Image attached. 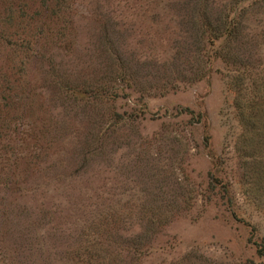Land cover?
I'll return each instance as SVG.
<instances>
[{
    "label": "rangeland",
    "instance_id": "obj_1",
    "mask_svg": "<svg viewBox=\"0 0 264 264\" xmlns=\"http://www.w3.org/2000/svg\"><path fill=\"white\" fill-rule=\"evenodd\" d=\"M263 109L264 2L0 0V264H260Z\"/></svg>",
    "mask_w": 264,
    "mask_h": 264
},
{
    "label": "trees",
    "instance_id": "obj_2",
    "mask_svg": "<svg viewBox=\"0 0 264 264\" xmlns=\"http://www.w3.org/2000/svg\"><path fill=\"white\" fill-rule=\"evenodd\" d=\"M246 2L248 3L250 2L258 3L259 2L262 4L264 0H246ZM226 23H227V26L222 33L211 37L210 45H212L213 47L212 48L213 54L210 56V60L212 62L214 61L216 62L217 59L222 58V52L225 50V47H228L231 41H233V39L238 36L239 20L237 16L235 17L233 15V11H232V14L229 12V14L227 15ZM207 82L209 84L211 83L209 74L207 76ZM204 97L205 95L201 94V99H200L201 101L197 104L198 111L196 115L198 116V120L201 123L200 126L203 130L204 149L207 152V154L212 158L211 162L213 163L212 170H210V173H209V180H208L209 185H208L207 192L209 194V197L213 195L218 196L219 204L221 205V207L223 206L225 207V210L228 211L229 216L232 219L236 221L239 220L241 222H244L246 219L240 213L239 208L237 207V204H236V200L233 197V195H231L230 185L223 182V179H222L223 169L221 167H223L222 166L223 161L221 157H218L214 151L212 136L209 132L210 121H209L207 109L205 107L206 105L204 103ZM239 108H240L239 110L237 109V116H239L240 122L241 121L243 122V124L241 123L243 125L242 127L245 130L249 131L250 130L249 125L255 126L253 123H251L254 120L253 119L250 120L248 118V116L252 117V114H249V115L246 114L245 110H242V107L240 105H239ZM185 113L186 115H191V114H194L195 112L191 111V112H185ZM259 115L261 116V118L264 117V109L261 110ZM260 126L264 130V125L263 126L260 125ZM245 130L242 131L240 133V136L238 137L239 139L238 142L240 143H243L246 139ZM250 137L254 138L252 140H253V143L255 144H260L259 141H261V144L264 143V140H263L264 131L259 132V133L255 132V134H251ZM244 226L251 227V234L248 239L252 241L253 245L257 249L256 256L261 259L260 264H264V237L257 236L256 230L254 229L252 225L244 224Z\"/></svg>",
    "mask_w": 264,
    "mask_h": 264
}]
</instances>
